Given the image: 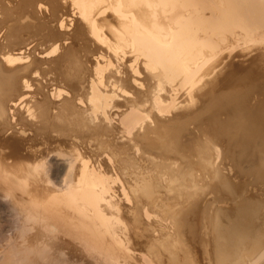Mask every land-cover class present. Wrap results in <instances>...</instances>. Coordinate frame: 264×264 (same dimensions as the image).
Wrapping results in <instances>:
<instances>
[{"label":"bare ground","instance_id":"6f19581e","mask_svg":"<svg viewBox=\"0 0 264 264\" xmlns=\"http://www.w3.org/2000/svg\"><path fill=\"white\" fill-rule=\"evenodd\" d=\"M3 196L71 264H264V0H0Z\"/></svg>","mask_w":264,"mask_h":264},{"label":"clouds","instance_id":"9594fccd","mask_svg":"<svg viewBox=\"0 0 264 264\" xmlns=\"http://www.w3.org/2000/svg\"><path fill=\"white\" fill-rule=\"evenodd\" d=\"M3 199L13 204L14 215L12 230L0 238V264H71L66 250L60 247V229L38 206Z\"/></svg>","mask_w":264,"mask_h":264},{"label":"rangeland","instance_id":"374dc122","mask_svg":"<svg viewBox=\"0 0 264 264\" xmlns=\"http://www.w3.org/2000/svg\"><path fill=\"white\" fill-rule=\"evenodd\" d=\"M115 198L116 196H113L112 199L114 200ZM61 238H62V235H61ZM63 238L65 239V244L63 247L66 251H72L81 256L87 255V253H92L91 250L81 248L77 239L74 236L67 235V236H63ZM132 247H131V250L129 251L130 252L129 260L125 264H142L141 259L138 255V250Z\"/></svg>","mask_w":264,"mask_h":264}]
</instances>
